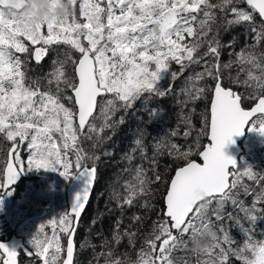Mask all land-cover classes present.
Here are the masks:
<instances>
[{"label": "snow or ice", "instance_id": "6c2138e0", "mask_svg": "<svg viewBox=\"0 0 264 264\" xmlns=\"http://www.w3.org/2000/svg\"><path fill=\"white\" fill-rule=\"evenodd\" d=\"M77 3L78 0H71L70 15L33 22L29 14L18 11L19 0H0V137L10 145L0 169V192L8 190L25 169L59 171L66 180L81 177L82 188L70 212L48 221V225H56L51 235L45 233L42 223L29 241L42 264H75L74 237L97 172L94 165L87 167L81 163L88 157L80 154L83 150L78 143L86 129L96 131L91 120L97 107L103 102L105 123L99 129L102 132L112 127L109 121L116 111L132 107L144 95L164 97L170 89L162 90L161 82L169 75L173 80L178 76L171 70L173 62L180 66L182 74L191 65L204 61V57H213L216 64L204 61L203 72L195 74L196 81L205 77L214 80L206 133L209 142L198 152L200 162L189 159L193 155L191 146L181 151L180 146L172 145L174 151H169V155L185 163L176 167L163 197V219L153 221L152 231L137 258L117 256L112 249L100 253L105 264H177L172 254L186 246L183 238L188 236L198 243L196 238L204 234L196 221L206 230L211 228L204 220L213 202L217 205L214 215L219 220L225 203L231 201L234 206H241L236 200L240 187L249 194L248 186L242 184L243 177L259 182L251 166L245 165L241 171L224 148L229 142L234 143L233 136L241 135L246 125L249 131L264 135V52L255 51L256 45L264 42V0H79L78 15ZM227 14L231 16L228 25L254 22L257 15L261 18L260 30L252 29L254 44L236 54L235 63L241 65V71L245 65L250 66L244 83L256 82L254 94L247 98L226 87L219 71L221 45L214 28ZM204 45L207 50L201 55ZM53 46H67L71 51L65 52V60L54 62L57 66L49 74L48 83H54L55 89L42 90L29 80L25 61L17 53L28 54L40 64ZM69 62L73 67L71 75L64 70ZM252 69H258L260 74ZM207 91V87L196 89L192 99H199ZM106 96L111 98L105 100ZM246 99L254 102L250 109L243 106ZM63 101H68V105ZM189 134L186 132L185 136ZM136 143L141 144L139 140ZM21 146L28 149L26 165L19 151ZM200 147L197 138L196 148ZM70 151L77 153L75 163L68 155ZM152 162L155 164V159ZM161 179L159 174L154 181L147 179L143 170L137 169L139 183L129 185L121 206L132 205L137 195L148 196L149 186ZM261 199L264 189L254 206ZM144 207L151 208V204L146 202ZM133 219L139 223L141 217ZM119 227L117 223L113 234L116 243L121 239ZM60 233L66 237V246ZM123 235L132 243L136 233L126 231ZM209 235L212 243L195 249L207 257L198 264H224L227 254L221 242L234 241L227 233L217 237L209 231ZM217 248L219 254L214 252ZM232 251L241 264H264V241L248 238L239 250ZM17 255L16 247L0 243V264H16ZM217 255L222 259L218 260Z\"/></svg>", "mask_w": 264, "mask_h": 264}, {"label": "trees", "instance_id": "16d2710c", "mask_svg": "<svg viewBox=\"0 0 264 264\" xmlns=\"http://www.w3.org/2000/svg\"><path fill=\"white\" fill-rule=\"evenodd\" d=\"M28 1L26 13L32 16L42 14L44 18L56 16V9L61 3V0ZM78 4L79 0L76 6L77 15ZM241 6L246 7V5ZM230 18V14L220 18L214 28V34L221 45L218 61L219 71L226 87H231L247 98L254 94L256 82L244 83L248 79L247 70L250 66L245 65V70L241 71V65L235 63L236 54L254 44L252 29L255 27L259 31L261 20L257 15L254 22L228 25L227 20ZM262 43L255 47L258 54L263 52ZM206 50V45H204L200 50L201 55ZM66 51L71 50L67 46H53L44 61L40 65H35L41 66L39 68L40 73L43 71L40 79L35 76V73H32L29 74V80L35 81L42 90L49 88L54 90L55 84L49 85L48 83L51 79L49 74L57 66L55 61L66 59ZM76 55L78 56V54ZM204 61L210 64L217 63L210 56L204 57ZM204 61L200 64L191 65L182 74L180 73V66L173 62L171 70L177 72L178 76L173 80L169 75L161 82L162 90L170 89L164 97L144 95L136 100L132 107L116 111L109 121L112 127L104 128L102 132L99 129L105 123L101 112L103 102L97 107L94 118L91 120V123L96 126V131L89 132L86 129L83 135L79 137L78 143V147L83 150L80 154L88 157L81 163L87 167L93 165L97 167V178L90 202L76 231L75 264H105V259L100 253L107 252L109 249H112L117 256L127 254L131 260H135L137 252L144 245L145 238L152 231L153 221L163 219L161 209L163 208L166 187L176 167L185 163V161L169 155V151H174L171 146L178 145L181 151H187L191 146L193 155L189 159L197 160L198 152L208 142L206 135L209 123L208 108L211 90L214 88V80L208 77L202 81L195 80V74L204 70ZM230 62L233 63L230 64ZM229 64L230 66L225 67ZM72 69L70 62L65 65L64 70L70 71ZM252 71L257 75L260 74L258 69H252ZM43 82H45L44 86ZM200 87H207L208 91L199 99H192L196 95V89ZM110 98L111 96H106L104 99ZM252 103V100L246 99L243 106H250ZM153 112H155L154 115ZM186 132L190 134L185 136ZM246 135L247 138L242 147V154L237 166L241 167V171L243 166H251L259 182L243 177L242 184L248 186L249 194L246 195L243 187H240L237 190L236 200L237 205L241 206H234L231 201L225 203L220 209L221 219L219 220L214 215L213 210L217 208V205L213 202L204 220V223L210 224L211 228L206 230L200 221H196L197 227L204 234L196 238L198 243H193L188 236L183 238L186 241V246L182 245L172 254L177 264H198V261L207 258L206 255L197 253L195 249L212 243L209 231L214 232L217 237H222L224 233H227L230 240L234 241V243L221 242V247L225 249L227 254V260L224 261V264H241L232 250H239L248 238L253 242L264 241V199H261L254 206L257 195L264 189V179H261L264 178V135H260L256 131H249V128ZM197 138H199L201 145L199 149L196 148ZM137 140L141 142L139 146L136 143ZM8 147L10 145L4 141L3 137H0L2 167H4L7 158ZM24 148L27 149L26 146H21L20 153ZM28 155V152L23 154L25 165ZM68 155L75 163L77 153L70 151ZM153 159H155V164L152 162ZM153 168H155V173ZM137 169H142L143 175L147 179L154 181L156 174H159L162 179L149 186L151 193L148 196L137 195L134 197L132 205L124 204L121 206L122 199L128 193L129 185H138L139 183L136 180ZM57 172L42 169L41 174L34 181L51 178ZM71 178L69 177V181ZM9 196L11 198L7 195L1 199L0 240L6 241L14 235L22 237L26 248L33 254L31 258H19L20 264H42L40 258L34 254L29 241L42 223L46 226L45 233L52 234L56 225H48V221L67 212L65 201L63 200L56 207L54 214L47 202L42 203L39 193L35 192L31 198L34 208L29 211L25 206L24 213H21L15 197ZM146 202L151 204V208L144 207ZM13 211L20 215L14 216ZM43 211L44 222L33 224L29 229L25 228L27 223H34L35 217ZM136 216L141 217L139 223L133 219ZM252 216L256 217L254 221L251 219ZM23 222L25 224L21 226ZM117 223L120 225L119 232L121 233L119 243L113 240ZM126 231L136 233L132 243L129 242L127 235H123ZM65 239L63 234L62 243L64 245ZM219 251V248L214 249L216 254H219ZM245 254L251 255L247 252ZM217 259H222V257L217 255Z\"/></svg>", "mask_w": 264, "mask_h": 264}, {"label": "rangeland", "instance_id": "374dc122", "mask_svg": "<svg viewBox=\"0 0 264 264\" xmlns=\"http://www.w3.org/2000/svg\"><path fill=\"white\" fill-rule=\"evenodd\" d=\"M27 55L28 54L20 55L21 59L25 61V70L27 73V77L29 78V74L35 73L36 74L35 76L38 79H40V75L42 74L43 71H41L40 73L39 68L41 66H35V65H40V64L28 63ZM29 61L32 62L30 57H29ZM48 64H49V61H48ZM65 71L66 72L68 71V74L71 75L73 72V69L70 71L69 70H65ZM44 85H45V82H43V86ZM65 103L67 106L69 102L65 101ZM246 138H247V135L241 142L242 147L244 146ZM26 152H28V149L24 148L22 152L20 153L22 160H23V154ZM41 172H42V169H30V170L25 169L24 171L21 172L22 175L24 176V180L20 182L14 188L9 190L10 193L12 192V195L15 197L16 203L19 206V210L21 213H24L23 210L25 206H26V209H28L29 211H31L34 208L33 200L31 198L33 197V194L35 192L39 193L42 203L47 202V205L51 207L52 212L54 214L56 212V207L60 205L63 202V200L65 201L66 187L69 183V178L66 180L64 177H62L59 174V171H58L57 173L52 175L51 177L52 179L48 178V179H42L39 181H34L35 178L41 174ZM8 192H6V194L3 195L2 197L8 195V197L11 198V196H9L11 194H8ZM16 209L18 211L17 206H16ZM13 214L14 216L20 215L16 211H13ZM34 221H35L34 223H27L25 225V228L29 229L33 224L44 222L45 221L44 211L41 214H38L35 217ZM24 224L25 222H23L21 226H24ZM60 236L63 242V233H60Z\"/></svg>", "mask_w": 264, "mask_h": 264}, {"label": "water", "instance_id": "95a60500", "mask_svg": "<svg viewBox=\"0 0 264 264\" xmlns=\"http://www.w3.org/2000/svg\"><path fill=\"white\" fill-rule=\"evenodd\" d=\"M19 3H20V8L25 6V5H29V2L28 0H19ZM259 19L261 20V18L259 17ZM262 49H263V52H264V42L262 43ZM237 92V91H236ZM238 93V92H237ZM209 106H210V103H209ZM254 106V102L250 105V106H246L245 108L246 109H250L251 107ZM97 109L95 110V113H96ZM208 112H209V108H208ZM94 113V115H95ZM209 119H210V116H209ZM248 125L245 126L244 130H243V133L239 136H236L234 135L233 136V141L234 143L232 142H229L225 148H224V152L226 155H229L231 157H233L236 161V164L238 163V160H239V157L240 155L242 154V147H241V142L243 141L245 135H246V131L248 129ZM208 130H209V123H208ZM209 142V141H208ZM207 142V143H208ZM206 143V144H207ZM203 150V148L201 149ZM200 150V151H201ZM197 162H200V158H199V155H198V159L196 160ZM181 166H184L181 165ZM92 167V166H91ZM180 167V166H179ZM97 168V167H96ZM175 173V170L172 174V176L174 175ZM171 176V177H172ZM22 173L20 172L16 178V180L14 181V183L10 186V188L8 190H10L11 188L15 187L16 185H18L20 183V181L22 180ZM96 178H97V172H96V176H95V179H94V182H93V185H92V188L90 189V193H89V199L88 201L86 202V206H85V209L82 211L81 213V216L79 217V221L80 219L82 218V216L84 215L87 207H88V204L90 202V199H91V196H92V192H93V189H94V186H95V183H96ZM171 179V178H170ZM82 178L79 177V176H74L72 177V179L69 181L67 187H66V194H65V201H66V206H67V212H70L71 210V207L73 205V201L75 199V196L76 194L81 190L82 188ZM169 183H170V180H169ZM168 183V184H169ZM8 190L6 191H3V194H5ZM165 195H166V192H165ZM79 221H78V224H79ZM73 226L76 227L77 224H76V220L74 219L73 220ZM78 228V227H77ZM75 236H76V233H75ZM75 239V237H74ZM0 243H4L5 245H8L10 247H16L18 249V254H19V251H23L26 255V257L30 258L32 255H28V252L30 251L28 248H26L24 246V243H23V239L22 237H19V236H12L10 239L6 240V241H1L0 240ZM65 246H66V239H65ZM75 253H76V243H75ZM16 264H20L19 263V259H18V255L16 257Z\"/></svg>", "mask_w": 264, "mask_h": 264}, {"label": "clouds", "instance_id": "9594fccd", "mask_svg": "<svg viewBox=\"0 0 264 264\" xmlns=\"http://www.w3.org/2000/svg\"><path fill=\"white\" fill-rule=\"evenodd\" d=\"M27 7H28V5H25V6L21 7L18 11L21 14L26 13ZM8 10L9 11H16L15 9H12V8H9ZM71 12H72L71 0H61L60 5L56 9L55 15H56V17H63L65 15H70ZM29 16L33 22H41L42 20L45 19L42 14H37L35 16L29 15Z\"/></svg>", "mask_w": 264, "mask_h": 264}, {"label": "flooded vegetation", "instance_id": "af4514ba", "mask_svg": "<svg viewBox=\"0 0 264 264\" xmlns=\"http://www.w3.org/2000/svg\"><path fill=\"white\" fill-rule=\"evenodd\" d=\"M21 54H24V53H17V55H19V56H20ZM30 59H31V58H30ZM27 61H28V63H36L33 59H31L32 62H30V61H29V56H28V55H27ZM43 61H44V59H43ZM43 61H42V62H43ZM42 62H41V63H42ZM41 63H40V64H41ZM2 168H3V167H2V165H1V158H0V169H2ZM23 180H24V177H23ZM23 180H22V181H23ZM10 190H11V189H10ZM0 191H2V190H0ZM3 195H4L3 192H0V215H1V211H2V207H1V201H2V200H1V199H2V196H3ZM11 195H12V192H11ZM21 257H23V259H24V258H27L26 255H25V253H24L23 251L20 250V251H19V254H18V259L21 258ZM19 263H20V262H19Z\"/></svg>", "mask_w": 264, "mask_h": 264}]
</instances>
